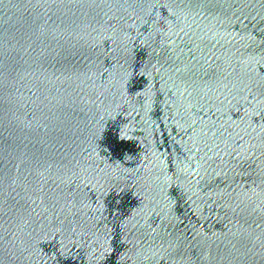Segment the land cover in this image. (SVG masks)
I'll list each match as a JSON object with an SVG mask.
<instances>
[{"label": "water", "instance_id": "obj_1", "mask_svg": "<svg viewBox=\"0 0 264 264\" xmlns=\"http://www.w3.org/2000/svg\"><path fill=\"white\" fill-rule=\"evenodd\" d=\"M0 264H264V0H0Z\"/></svg>", "mask_w": 264, "mask_h": 264}]
</instances>
